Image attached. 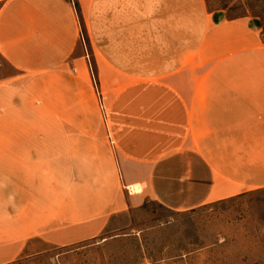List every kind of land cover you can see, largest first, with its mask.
I'll return each instance as SVG.
<instances>
[{"label": "crops", "instance_id": "0c3cea01", "mask_svg": "<svg viewBox=\"0 0 264 264\" xmlns=\"http://www.w3.org/2000/svg\"><path fill=\"white\" fill-rule=\"evenodd\" d=\"M74 3L0 6V58L15 72L0 75V264L34 239H95L145 198L182 213L264 190L259 18L206 0Z\"/></svg>", "mask_w": 264, "mask_h": 264}, {"label": "rangeland", "instance_id": "374dc122", "mask_svg": "<svg viewBox=\"0 0 264 264\" xmlns=\"http://www.w3.org/2000/svg\"><path fill=\"white\" fill-rule=\"evenodd\" d=\"M6 1L0 0V6ZM206 3L209 11L256 17L264 25V0ZM80 19L82 46L91 55L87 23ZM14 73L0 58L1 77ZM6 132L1 129V135ZM11 264H264V190L182 213L145 198L140 206L109 217L95 239L70 246L34 239Z\"/></svg>", "mask_w": 264, "mask_h": 264}, {"label": "built area", "instance_id": "2783aa9c", "mask_svg": "<svg viewBox=\"0 0 264 264\" xmlns=\"http://www.w3.org/2000/svg\"><path fill=\"white\" fill-rule=\"evenodd\" d=\"M71 2L73 5H75L74 0H71ZM89 70H90L91 82H92L93 87L95 89V92H96V95H97V98L99 101V105L101 108V112H102L103 116H105V109H104V105H103V96H102L96 75L94 73V70H93V67H92V64L90 61H89Z\"/></svg>", "mask_w": 264, "mask_h": 264}, {"label": "bare ground", "instance_id": "6f19581e", "mask_svg": "<svg viewBox=\"0 0 264 264\" xmlns=\"http://www.w3.org/2000/svg\"><path fill=\"white\" fill-rule=\"evenodd\" d=\"M140 187H138V186H135V187H132L131 188V191H133V192H140Z\"/></svg>", "mask_w": 264, "mask_h": 264}]
</instances>
